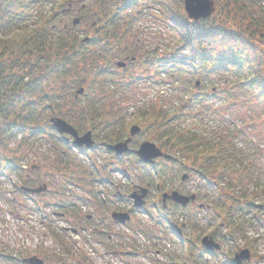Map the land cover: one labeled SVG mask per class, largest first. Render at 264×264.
<instances>
[{
    "label": "trees",
    "instance_id": "trees-1",
    "mask_svg": "<svg viewBox=\"0 0 264 264\" xmlns=\"http://www.w3.org/2000/svg\"><path fill=\"white\" fill-rule=\"evenodd\" d=\"M92 1L0 0V178L7 180L10 173L29 183L22 177L28 156L41 145L56 144L60 155L52 166L55 176L78 179L85 166L71 154L66 161V142L50 124L54 117L72 123L80 133L105 130L111 138L127 137L118 120L126 91L109 83L106 73L114 59L142 46L137 22L149 8L140 6L145 0H96L101 9L91 13L96 5ZM153 1L172 39L164 55L148 64L159 75L172 73L171 85L185 96L171 113L155 107L143 111V127L152 142L173 156L172 169L167 164L158 173L164 179L169 171L192 170L202 178L212 192V209L229 223L222 228L223 237L236 239L246 225L264 226V133L258 130L264 126V0H214L215 14L198 22L188 19L184 0ZM80 2L82 24L94 20L89 28L96 32L89 40L80 27L65 23L71 14L61 11L70 4L76 9ZM81 90L83 98L76 99ZM170 224L172 233L177 226ZM189 226L191 234L200 230L193 220ZM137 229L149 238L153 234L142 224ZM161 229L171 239L167 228ZM174 238L185 249L187 243ZM190 246L196 248L195 243ZM190 251L192 264H208ZM180 259L172 255L170 261Z\"/></svg>",
    "mask_w": 264,
    "mask_h": 264
},
{
    "label": "rangeland",
    "instance_id": "rangeland-1",
    "mask_svg": "<svg viewBox=\"0 0 264 264\" xmlns=\"http://www.w3.org/2000/svg\"><path fill=\"white\" fill-rule=\"evenodd\" d=\"M89 2L91 3V1ZM92 2L96 5L94 8H90L91 13L98 12L101 9V5L96 3V0H93ZM82 4L83 3L80 2L76 8L77 13H71V15L68 16L69 19H67L65 23L70 24L74 19H80L81 23L80 25L78 24L77 27H80L82 36L87 35L88 37H93L95 36L94 33L96 30H91L89 28L90 25L94 23L93 18L90 22L86 21L82 24L81 16L83 11H77ZM140 6L143 9L149 8L141 14L140 19H138L137 22V27L139 28L138 30H140L142 37L141 43H145L153 52L157 49L158 51L155 53H157L158 57H156H162L166 47L169 46V42L172 39V31L170 28H166L167 25L159 12L160 7H158L159 5H156L155 1L145 0ZM52 10L53 6H50L48 11ZM68 10L69 8H64L61 11L66 12ZM131 13L132 11H128L125 17L128 18V15ZM98 34L99 31L96 35L98 36ZM130 71H133V69H130ZM130 77L131 76L128 78ZM224 82L225 81H220V85H223ZM124 91H126L125 94L120 97L122 98L120 106L124 109L120 113L121 118L118 119L119 124H123V130H127V135H129V131L133 126H140L144 132L137 137L136 142L138 143L146 141L152 142L151 132L145 130L143 127V111H152V107H155L156 109L162 108V110L171 113L172 111H175L176 107H181L180 105L185 102V99H183L185 97L183 96V93H181L180 90L179 92L176 91V88L172 85L166 87L164 85L147 86L133 84ZM126 110L127 113L124 112ZM118 120H116V122ZM188 122L189 124H193L192 119H189ZM87 130H89V128H87ZM258 130L259 132L264 133V126H260ZM93 131L100 142H104L105 139L111 138L109 137L110 133H104L105 130L101 131V133L95 130ZM112 132L116 133V130ZM262 136L264 137V135ZM41 146L42 147L37 149L35 153L28 156L22 177H32L33 182L30 183V187L35 184L36 187H41L44 184H47L49 191L51 193L53 192V195L32 197L33 200L26 202L27 198L19 194L15 188V186L22 183L17 175L12 176L9 173L10 177L8 176L7 180L4 177L0 178V191L4 194L3 197L0 195V251L2 253L12 254L14 257H18L19 263L23 258L37 255L44 259L46 264H174L175 262L168 260L165 253H170L175 256H179L180 254L182 258L188 255L186 251L184 254L180 253L179 246L168 240H162L159 245L155 246L146 236L136 232V230L138 231V225L142 224L145 228L153 229L156 235L161 237L159 234L162 232L160 229L161 227L156 226V223L147 213L139 212L133 214V219L129 228L118 226L112 227L110 222L108 223V227L104 224L100 225L102 231L106 229L107 232L118 231L126 234V236L122 238L124 240H121L120 242L121 247L126 251V255H124L122 260L119 259L120 256L114 254L117 251L109 254L106 250L107 246L98 241L100 237L99 235L104 233L94 231V228L91 225H88L89 230H82L81 226H84L85 222H83L84 225L82 223L77 224L80 221L78 216L84 220L89 213L94 215L93 212L96 210H93L89 205L85 206L80 204L82 210H78L79 213L65 212L64 210L62 212L64 214L63 218L55 216L54 213H60L61 210H56L52 205L54 202L51 199L54 197V193L57 191V186L59 185L57 184L59 177L55 176L54 171H52V166L57 162L56 159L59 157L60 152L54 149L56 144ZM64 151H68L69 154L74 155L75 157L78 156L80 159L79 162L82 163H79V165L89 168V170L82 172V180L78 181L80 189H76L75 191L78 192V196L83 198L91 197V194L88 193V191H91L90 188L94 190L96 187H94L87 178L89 177L90 172L96 171V169L92 166L90 157L92 161H95L94 163H98L100 166L99 169L103 170L102 167L112 163L111 156L108 155L106 151L94 154L90 153L89 155H82L77 149L73 148H66L63 152ZM130 158V160H127L126 163L122 164V166L127 168L126 175L128 176L117 174L114 176L111 174L112 169L110 167L107 169V173H104V176L110 174L108 177L121 183L123 186L121 191L125 192L126 195L129 193V185H131L133 181L140 183V178H142L143 174L144 176L147 174L145 173L146 168L137 163L134 155H131ZM34 166L35 168L33 169L32 167ZM38 167L40 168L38 169ZM172 167L173 165L168 166V169H172ZM158 168H163L164 170V167ZM147 169H149L150 172L151 168ZM170 172L171 171H169V173ZM189 172L190 171L187 170L180 173L178 179L180 180L185 173L191 175V185L193 186V190L195 193L202 196L200 203L205 206H212L209 202L210 199L208 198V196L212 195V192H210V190L207 191V187L204 186L206 182L199 176H194V174ZM169 177L170 180H172L171 182L175 181L173 180V176L169 175ZM59 182H61V180H59ZM66 191L69 192V190ZM128 206L129 204L127 207ZM150 207V210H148L149 212L156 213L158 211L154 210L152 205H150ZM97 211H99L100 214L105 213L102 210ZM217 212L218 211L213 210L209 215H207L208 213L206 211L202 212V216H198V219L201 217L203 218L200 230L194 231V234L191 235H189V232L187 231L184 233L185 236L188 235V237L191 238L193 243L200 245L203 237L210 236L218 231L215 239L222 244V254L216 258L213 255L210 256L205 254V257L202 256V258L204 260L208 258L210 264H226V256L233 258L232 256L234 254H238L242 250H249L251 253V261L245 262V264H264V226L252 227L246 225L242 230V234L238 235L240 237L236 239L234 238L230 241L228 239L227 241L223 237L226 231L222 228L226 226L225 224L229 223L224 218L219 219L217 217ZM262 214L264 215V211H262L260 215L261 218ZM205 217H208V219H204ZM251 217L252 215L249 216V219L252 220ZM236 218L239 217L236 216ZM213 219L216 220L213 221ZM249 221L250 220H248V224H251V221ZM76 230H78L79 233ZM86 232H89L90 235H92L89 237ZM116 244L117 242L110 243L114 248H116ZM190 250H193L196 253V249L191 246H189L188 252H190ZM0 264L8 263L0 262Z\"/></svg>",
    "mask_w": 264,
    "mask_h": 264
},
{
    "label": "flooded vegetation",
    "instance_id": "flooded-vegetation-1",
    "mask_svg": "<svg viewBox=\"0 0 264 264\" xmlns=\"http://www.w3.org/2000/svg\"><path fill=\"white\" fill-rule=\"evenodd\" d=\"M70 11V10H69ZM75 11L72 9L70 12ZM139 42L142 41V39H138ZM132 42V41H131ZM141 48V50H140ZM137 50L130 49L128 52L120 55L119 59L113 60V65L110 66L108 69V72L106 73V79L109 83L115 86H119L124 90L129 85H147V86H157V85H164L168 86L170 83H172V73L169 75V73L166 71L165 73L158 74L157 69H151L150 65L148 64L149 61H153L156 59L158 50L153 52L152 49L146 44H142V46ZM157 56V57H156ZM160 58V57H159ZM145 60V63H144ZM124 62V67H119L118 63ZM130 69H133V71H130ZM168 70V69H166ZM131 76L130 78H128ZM170 77L171 79H169ZM76 97V96H75ZM82 96H77L76 99H79ZM83 98V97H82ZM93 133V139L95 141V146L90 149L86 150L85 148L78 149L75 148L73 145V139L70 137L68 140L67 137L62 136V139L66 140V143L68 144V148L71 149H77L80 154L82 155H89L94 153H100L101 151H106L108 155L112 158V163L109 165L102 167L103 170L99 169L98 163H94L95 161H92L91 157V164L96 169V171H92L89 174V177L87 178L90 180V182L94 185V190L90 188L91 191H88V193L91 194V197L83 198L81 196H78V192H76V189H80V185L78 184L79 180H82V172L85 170H89V168H83L78 173V179L74 178L73 182L67 179V175L59 176V180H57V191L54 193V197L51 199L54 203L52 204L56 210H82L80 207V204H83L85 206L89 205L93 208V210H96L93 212L94 215L88 214L84 220L83 218H78L80 221L77 224H83L85 222L84 226H81V229H87L89 230V226L91 225L94 228V231L96 232H104L105 237L107 239H113V235H109V232L107 230H101L100 225H106L108 227V223L110 222L112 227L121 226L124 225L120 222L114 221L112 218L113 213H125L126 210L129 211V213L132 215V212H142L143 210H150V205H152V208L154 210H158L162 215V220L168 221L170 217L178 216L181 212L184 214V227H187V225L190 222V215L192 213L205 211V209H209V207H206L200 201L202 200V196L198 193H195L193 190L192 184V176L187 174L186 177H183L180 180H176L175 182H171L169 175L173 176L172 174L167 175V177L164 176V179L161 181L157 180L156 178L160 177V175L157 173V167L159 164L164 162L166 159L161 158L153 164H144L142 161L140 162L139 159H136L137 163L140 164V166L145 165V168L148 167L151 168V173L146 179H149L145 181L146 179L140 180V183H136L135 181L132 182L131 185H129V193L126 195L125 192L121 191V188L123 186L118 181L116 182L115 179H111L110 174H107L104 176V173H107V169L110 167L112 169L111 174L114 176L117 175H126L127 174V168L122 166L123 163H126L127 160H130V157H127L126 155H120L116 152H112L109 148L110 146L122 143L126 141L127 138H122L120 140L114 138H107L104 142H100L99 139L96 137L94 131ZM85 134V133H83ZM81 134V135H83ZM137 137H135L131 144V150L133 152H136L137 149L140 147L141 144L138 145V142H136ZM136 148H135V147ZM133 152L131 154H133ZM64 157L66 161L68 160V151H64ZM136 155V154H135ZM58 161V160H57ZM62 160L59 161V165L61 164ZM57 163V162H56ZM35 166L33 167V169ZM40 167H38L39 169ZM41 170V169H40ZM155 171V172H154ZM152 176L154 179H152ZM156 177V178H155ZM29 183L26 182L25 185H30V183L33 182V179L31 176H27ZM163 178V177H162ZM170 180V181H168ZM157 181V182H156ZM77 182V183H76ZM167 183V184H166ZM112 186V187H111ZM82 187V186H81ZM33 188H36V184L33 186ZM49 189V187H48ZM73 189V190H71ZM66 190H69L67 192ZM80 191V190H79ZM173 191H178L182 195L186 197H190L192 195H196L195 200H190L189 204L187 206H182L180 204L175 203L170 197H165L164 195H170ZM29 191H27L28 193ZM26 193V191H24ZM30 194V193H29ZM46 195H53V192L51 193L49 190L48 192L40 194L41 196ZM142 197V199H138ZM137 203L142 204V206H137ZM129 206L127 207V205ZM82 205V207H83ZM195 209V210H194ZM102 210L105 213L100 214L99 211ZM55 213V216L58 217H64L63 213ZM78 212V211H76ZM170 214H173L170 216ZM103 215V216H102ZM165 215H167L165 217ZM175 217H173L174 220ZM78 231V230H76ZM107 232V233H106ZM79 233V231H78ZM113 234L117 235L116 232L113 231ZM92 235V234H91ZM220 244V243H219ZM222 246V245H221ZM222 250V249H221ZM220 250V251H221ZM235 255V254H234ZM233 255V257H234Z\"/></svg>",
    "mask_w": 264,
    "mask_h": 264
},
{
    "label": "water",
    "instance_id": "water-1",
    "mask_svg": "<svg viewBox=\"0 0 264 264\" xmlns=\"http://www.w3.org/2000/svg\"><path fill=\"white\" fill-rule=\"evenodd\" d=\"M184 9L188 16V18L193 22H198L200 20H206L212 17V15L216 12V5L214 0H184ZM80 23V19L74 20V25H78ZM124 63H120V67H124ZM83 91H80V94H82ZM51 123L56 128V130L61 135H68L72 138H74V145L79 148H92L95 143L92 138V132H88L83 136H80L77 130L69 124L67 121L60 119V118H53L51 120ZM141 132V128L138 126H135L131 129V136L130 138L124 142L117 144L115 146H111V150L115 151L117 154H124L129 151V144L132 142V139L134 136L138 135ZM137 155L140 157V159L147 163H153L155 159H158L160 157H166L168 159H171V156L164 155L163 152L153 143L146 142L141 145L140 149L137 152ZM47 190V186H43L39 189L32 190L33 193H42ZM165 197H169L168 195H165ZM170 198L174 200L178 204H182L183 206H187L190 200H195V196H192L191 198H187L184 196H181L179 193L174 192ZM142 199V197L138 198ZM166 199V198H165ZM138 206H141L142 204L137 203ZM115 220L125 223L130 220V216L128 214H115L114 215ZM202 245L211 251L214 250H220V246L215 243L212 237H205L202 240ZM251 259V253L249 250H244L240 254L236 255L235 261L237 264H243L245 260L249 261ZM25 264H44V262L37 258H29L24 260Z\"/></svg>",
    "mask_w": 264,
    "mask_h": 264
}]
</instances>
